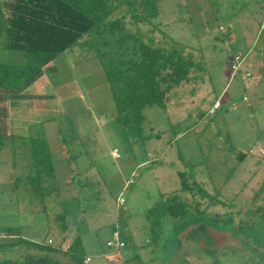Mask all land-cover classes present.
<instances>
[{
    "label": "rangeland",
    "instance_id": "1",
    "mask_svg": "<svg viewBox=\"0 0 264 264\" xmlns=\"http://www.w3.org/2000/svg\"><path fill=\"white\" fill-rule=\"evenodd\" d=\"M159 6L158 28L151 31V24L128 17L127 32L140 31L144 40L153 36L168 49L188 45L198 58L201 50L204 72L172 89L167 105L146 106L141 128L131 130L117 118L97 53L78 45L61 55L37 88L35 104H18L26 123L0 139V262L25 257L29 246L12 244L18 238L45 239L65 251L80 232L91 264H264V0H162ZM110 38L108 31L97 35L99 47ZM133 41L114 40L113 48L123 51ZM5 45L0 18V59ZM101 48L108 53L111 47ZM237 52L248 55L244 67L251 77L244 69L235 72ZM7 54L12 62L24 59L18 50ZM123 54L130 57L133 49ZM216 98L221 108L213 113ZM34 143L48 145L60 170L85 174V191L77 196L73 188L67 201L64 187L43 202L45 184L29 180L36 166L34 171L24 166L33 160ZM67 169L50 177L46 187L68 181ZM180 172L192 188H183ZM86 175L95 181L91 187ZM88 188L93 194L86 198ZM63 209L69 213L66 233L56 218ZM217 217L225 220V229ZM115 223L130 236L119 249L107 245ZM223 231L229 238L221 239Z\"/></svg>",
    "mask_w": 264,
    "mask_h": 264
},
{
    "label": "trees",
    "instance_id": "2",
    "mask_svg": "<svg viewBox=\"0 0 264 264\" xmlns=\"http://www.w3.org/2000/svg\"><path fill=\"white\" fill-rule=\"evenodd\" d=\"M161 1L0 0V18L5 23L6 32V45L3 48L5 55L0 59V103L10 96L13 98L16 92L26 91L36 80L55 69V61L61 55L78 45H87L89 52H96L102 61L117 104L118 120L124 126L129 125L131 130L141 128L144 120L143 109L146 106L167 105L169 101L167 94L172 89L190 82L195 73L202 75L206 67L201 50L197 49L202 55L198 58L192 50L196 48L188 45L172 46L168 49L164 45H156L153 36L149 35L144 40L140 31L135 34L127 32L125 23L128 17L132 22L151 24V31L158 28L156 19L160 17L159 3ZM107 31L113 36V39L103 42L105 47H111L108 53L101 51L103 44L99 47L96 40L97 35H103ZM86 36H89V39ZM131 38L134 41L125 46L123 51L122 49L114 50V40L116 44H125L127 40H132ZM129 48L133 49V54L130 57H124L123 53ZM11 50L21 51L24 59L16 62L9 60L7 52ZM4 119L5 114H0V120L4 121ZM32 151V164L37 168V175H31L28 179L36 184L39 183L41 187L45 184L40 193L43 202L47 201L46 197L53 191H57L60 195L59 191L64 187L69 188L68 194L63 197L67 201H71L73 188L76 189L77 196L85 191L82 182L85 174L72 168H66L71 173L68 181H63L61 185L46 187L50 177L59 175L60 171L66 169L60 170L58 164L53 163L47 144H34ZM75 159L77 155L73 156V161ZM180 175L183 188H192L193 186L187 182L186 174L180 172ZM87 178L88 187L95 184L94 180ZM87 192L86 198H89L93 193L89 188ZM43 209L49 220L51 211L46 203ZM68 214L66 209L56 213L59 225L65 233L69 228ZM222 221L225 220L217 217L220 228L225 229L227 223ZM116 228L120 226L114 224L113 232ZM182 230H178V237L183 234ZM201 230L205 233L207 228L203 226ZM191 233L193 234L192 231ZM220 233H222L221 239L230 236V232L227 231ZM121 235L127 246L130 236H124L122 231ZM44 240L37 242L16 239L12 244L26 243L29 251L22 260H9L0 264H90L86 262L81 236H77L65 251L56 245L45 243ZM219 244L217 242V246Z\"/></svg>",
    "mask_w": 264,
    "mask_h": 264
},
{
    "label": "crops",
    "instance_id": "3",
    "mask_svg": "<svg viewBox=\"0 0 264 264\" xmlns=\"http://www.w3.org/2000/svg\"><path fill=\"white\" fill-rule=\"evenodd\" d=\"M236 55H240L241 58L243 59L242 63H241L240 70L244 69L246 71L245 76L248 77V73H250L249 77H251L252 76V72L249 71L248 69H246V67H244V64H245L244 62L247 61L248 55L246 54V55L243 56L241 54V52H237ZM55 65H56V63H55ZM250 65H252V63L248 64V66H250ZM48 75H50V74H48ZM45 77L46 76L44 75L40 79L36 80L26 91H24V92H16L15 93V97L8 98L6 100V103H11V102L15 103L12 106H10V107L9 106L4 107L2 105L0 106V114H5L4 121L0 120V133H1L0 139L2 137H6V136L11 135V134H9V133H11V130L20 129L21 126L26 123L22 119V115H23L22 113H25L26 111L24 109H21V108L19 109L18 108V104H19V107H20V105H22L23 102H31L33 104L34 103L33 101H35L34 95L37 94L35 92H36L37 88L39 87V85L41 84L42 80H44ZM56 99H57V102H60V100L58 98H56ZM247 99H249V97L245 94L244 95V100H247ZM16 100H17V103H16ZM215 100L216 101L220 100V102H222L221 98H216ZM70 101H71V99L67 103H70ZM8 115H10L9 118L7 117ZM30 123H32V122H30ZM25 127L27 128V125H25ZM21 138H24V137H21ZM31 138H33V139H31ZM31 138L30 139L32 141L29 143V145L32 147L33 142L35 141V139H34V137H31ZM21 145H23V142H22ZM59 145H61V146H63L65 148V143H61V144L59 143ZM29 151H30L31 154H33L32 149H29ZM16 153H20V154L24 153L25 154L26 152L24 150L18 149V151ZM114 153H117V152H113V156H116V155H114ZM117 157H119V153L117 154ZM11 161H12V157H11ZM25 161H26V163L29 161L28 164L24 165L27 169H30L28 171H34L33 170L34 166L31 167V165L29 164V163L32 162V158L29 157V159H27ZM68 227H69V224H68ZM79 228H81V225L77 227V230H80ZM79 233L75 236V238L77 236H80ZM87 257H90V255H86V258ZM91 263H92V258H91L90 264Z\"/></svg>",
    "mask_w": 264,
    "mask_h": 264
},
{
    "label": "built area",
    "instance_id": "4",
    "mask_svg": "<svg viewBox=\"0 0 264 264\" xmlns=\"http://www.w3.org/2000/svg\"><path fill=\"white\" fill-rule=\"evenodd\" d=\"M242 58L240 55H236L234 58V70L235 72L240 70L241 63H242ZM250 75V73H248ZM221 107V102L220 100H217L214 104V106L211 108V111L214 113L217 109ZM126 203V198L124 197L123 194L119 196V205H124ZM107 245L110 247H115L116 249L122 248L126 245L125 241L122 238L121 231L119 229H116L113 234L112 238L108 240ZM91 257L86 258V262L90 263Z\"/></svg>",
    "mask_w": 264,
    "mask_h": 264
}]
</instances>
